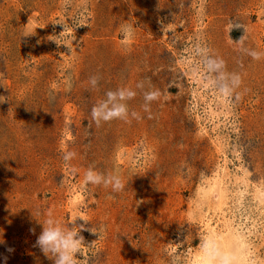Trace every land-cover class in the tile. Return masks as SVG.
Wrapping results in <instances>:
<instances>
[{"label": "rangeland", "instance_id": "rangeland-1", "mask_svg": "<svg viewBox=\"0 0 264 264\" xmlns=\"http://www.w3.org/2000/svg\"><path fill=\"white\" fill-rule=\"evenodd\" d=\"M243 34L264 53V0H0V264H53L35 246L48 212L99 231L78 264H264V58ZM208 57L241 77L228 99ZM118 88L141 118L97 127Z\"/></svg>", "mask_w": 264, "mask_h": 264}, {"label": "clouds", "instance_id": "clouds-1", "mask_svg": "<svg viewBox=\"0 0 264 264\" xmlns=\"http://www.w3.org/2000/svg\"><path fill=\"white\" fill-rule=\"evenodd\" d=\"M70 6L71 0H63V7L65 9L69 8ZM58 24L63 25V28L65 30V24ZM84 25L88 24L79 23L77 27ZM240 28L244 29L242 24H240L239 22L230 21L227 26L228 34L232 30ZM123 31L127 36L131 37V26H125ZM229 40H233L230 35ZM244 40L245 36L243 34L239 37L238 40L235 41L236 43H239L241 45L242 51H245L254 60H260L261 58H264V53L245 49L243 47ZM54 41L57 43L56 40ZM204 66L207 70L217 73L216 80L210 81L209 86L217 87V85H219L218 91L225 99H228L231 96L233 89L241 84V77L239 74L227 73L225 71L226 65L223 59L208 57L204 62ZM99 79L100 78L95 75L89 78V83L93 88H96L98 86ZM137 88H143V84H137ZM105 95L106 99L101 100L91 109V117L97 127L101 125V122H109L118 119L123 120L125 123H131L130 117L137 120L141 118L139 113H137L136 111H132L130 113L126 103V101L135 98V96L137 95L136 91L128 88H118L115 91H107ZM159 97V90L144 92L145 104L143 108L145 112L149 113V119L152 118L149 105L152 101L157 100ZM237 99H239V96H237ZM2 102H4V99L2 98V96H0V103ZM74 155V153H66L63 158L65 161H69L74 157ZM84 182L86 185L93 184L99 186L103 184L105 187H111L113 192H121L125 188V183L118 175L105 176L102 173L96 172L92 168H89L85 172ZM47 217L48 218L43 223H40L42 224V231L37 237L35 246L38 247L46 257L53 260V264H78L77 254L81 256L82 248L85 247L84 237L80 234L81 231L87 230L93 234H99V231L93 229L92 227L85 228V224L88 223L89 220H86L81 216L73 217L63 226H61L59 221L52 218L51 212H48ZM78 217L85 223L77 225L76 219ZM68 223L72 224L71 228L66 226ZM30 231L34 232V229H30ZM2 243H4V241L0 239V244ZM92 244L93 243L89 244L88 246ZM205 247H207L206 244ZM6 251L11 253L14 251V249L9 247L6 249ZM2 258L5 264H7L8 257L4 256ZM84 264H87V260L84 261ZM220 264H230L229 258L221 257Z\"/></svg>", "mask_w": 264, "mask_h": 264}]
</instances>
